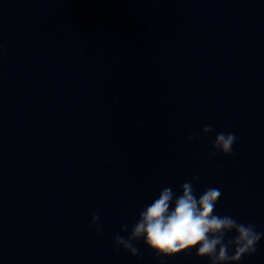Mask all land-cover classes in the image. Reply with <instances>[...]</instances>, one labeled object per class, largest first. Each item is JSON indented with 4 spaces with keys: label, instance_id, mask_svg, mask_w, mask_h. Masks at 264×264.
<instances>
[{
    "label": "clouds",
    "instance_id": "9594fccd",
    "mask_svg": "<svg viewBox=\"0 0 264 264\" xmlns=\"http://www.w3.org/2000/svg\"><path fill=\"white\" fill-rule=\"evenodd\" d=\"M213 131L212 125H205L202 129L203 134ZM195 138L194 134L187 137L189 141ZM237 139L232 132L217 133L211 145L210 158L217 153L234 155L233 145ZM198 179L194 177L192 181L182 183L180 195L171 187L163 188L157 198L140 210L131 229L126 223L122 225L121 231H127L129 235L127 238L121 235L114 237L115 250L123 249L130 256L139 258L141 253L134 242L143 240L158 258L190 254L196 249V256L207 258L209 264H238L242 257L254 254L264 233L258 232L253 223L244 224L229 215L215 214L221 192L209 187L197 197L193 185ZM98 221L99 216L94 214L90 226H97ZM101 231L97 226V235ZM233 232L235 235L227 238Z\"/></svg>",
    "mask_w": 264,
    "mask_h": 264
}]
</instances>
